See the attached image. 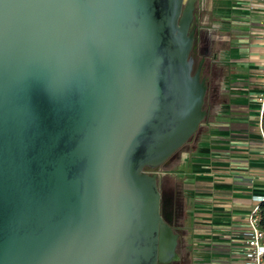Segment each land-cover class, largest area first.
Instances as JSON below:
<instances>
[{
	"label": "water",
	"instance_id": "obj_1",
	"mask_svg": "<svg viewBox=\"0 0 264 264\" xmlns=\"http://www.w3.org/2000/svg\"><path fill=\"white\" fill-rule=\"evenodd\" d=\"M197 0H0V264H164L159 165L206 114Z\"/></svg>",
	"mask_w": 264,
	"mask_h": 264
},
{
	"label": "crops",
	"instance_id": "obj_2",
	"mask_svg": "<svg viewBox=\"0 0 264 264\" xmlns=\"http://www.w3.org/2000/svg\"><path fill=\"white\" fill-rule=\"evenodd\" d=\"M196 8V38L208 42L207 64L218 73L208 86L204 118L159 166L160 202L166 195L169 207L178 204L169 213L177 258L167 264H243L246 216L255 196L264 194L256 98L264 3L197 0Z\"/></svg>",
	"mask_w": 264,
	"mask_h": 264
},
{
	"label": "built area",
	"instance_id": "obj_3",
	"mask_svg": "<svg viewBox=\"0 0 264 264\" xmlns=\"http://www.w3.org/2000/svg\"><path fill=\"white\" fill-rule=\"evenodd\" d=\"M264 3V0H263ZM263 34H264V18H263ZM262 79L260 83L259 92L257 93L258 101V119H257V131L260 140V149L262 158L264 161V64L261 69ZM158 176L159 167L156 171ZM257 203L264 198L263 195L255 196ZM257 203L253 204L249 209L246 221L247 230L245 237V249L243 252V264H264V230L258 224V206Z\"/></svg>",
	"mask_w": 264,
	"mask_h": 264
},
{
	"label": "flooded vegetation",
	"instance_id": "obj_4",
	"mask_svg": "<svg viewBox=\"0 0 264 264\" xmlns=\"http://www.w3.org/2000/svg\"><path fill=\"white\" fill-rule=\"evenodd\" d=\"M197 26V24H196ZM197 34V33H196ZM201 39V40H200ZM208 52H209V44L208 42L203 38H201L199 35L198 37L196 38V46L194 48V50L192 51V57L193 59L197 56V60H196V63L195 65L197 64V62L199 61V59L202 58V63H201V75L204 77L205 79V83H206V92H205V96H204V103L205 104V99H206V96H207V90H208V86H209V83L211 82V80L213 79V76H216L217 73H218V70L215 68V66H208L207 64V60H206V57L208 55ZM194 65V66H195ZM205 109V107H204ZM206 110V109H205ZM193 134V133H192ZM192 134L182 143L184 144L191 136ZM181 144V145H182ZM180 145V146H181ZM179 146V147H180ZM178 147V148H179ZM177 148V149H178ZM176 149V150H177ZM174 150L168 157H170L171 155H173L175 153ZM167 157V158H168ZM166 158V159H167ZM175 207V206H174ZM175 210V208H174ZM176 211V210H175ZM172 222V219L170 217V215L167 217V220L166 222ZM171 227L173 228V222L170 223ZM174 230V228H173ZM164 264H167V263H164Z\"/></svg>",
	"mask_w": 264,
	"mask_h": 264
},
{
	"label": "rangeland",
	"instance_id": "obj_5",
	"mask_svg": "<svg viewBox=\"0 0 264 264\" xmlns=\"http://www.w3.org/2000/svg\"><path fill=\"white\" fill-rule=\"evenodd\" d=\"M198 29V28H197ZM198 31V30H197ZM199 35V34H198ZM196 60H197V56L193 59V61H194V65H195V63H196ZM206 105L205 104H203V107H205ZM185 146V144H183L181 147H184ZM179 149H177V151H178ZM161 165V164H160ZM159 165V166H160ZM160 176V175H159ZM163 202H162V204H161V202H160V213H161V215H162V217L164 218V220H167V217L169 216V213H174L175 212V210L177 209V206H178V204H177V202H174V204H172V206L174 205L175 207V210H174V208H171V207H169L171 204H169V200H170V198L168 197V196H166V195H164L163 196ZM177 211H178V209H177ZM176 223V221H174V224Z\"/></svg>",
	"mask_w": 264,
	"mask_h": 264
},
{
	"label": "trees",
	"instance_id": "obj_6",
	"mask_svg": "<svg viewBox=\"0 0 264 264\" xmlns=\"http://www.w3.org/2000/svg\"><path fill=\"white\" fill-rule=\"evenodd\" d=\"M257 206H258V224L264 230V198L258 201Z\"/></svg>",
	"mask_w": 264,
	"mask_h": 264
}]
</instances>
